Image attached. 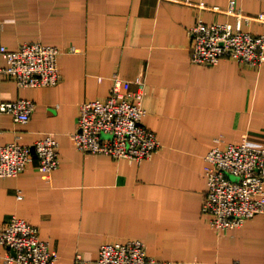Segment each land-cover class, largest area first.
<instances>
[{
  "label": "crops",
  "instance_id": "0c3cea01",
  "mask_svg": "<svg viewBox=\"0 0 264 264\" xmlns=\"http://www.w3.org/2000/svg\"><path fill=\"white\" fill-rule=\"evenodd\" d=\"M230 1L0 0V45L62 48L57 85L19 86L3 77L2 98H29L36 109L27 123L0 111V144L33 145L51 133L60 165L49 179L35 154L19 175L0 177V226L13 215L36 225L55 264H95L104 242L131 239L143 240L160 264H264V213L218 231L202 211L208 151L245 138L264 146V64L191 57L199 18L236 23L224 9ZM237 5L264 11V0ZM243 28L264 32L256 22ZM115 76L130 81V94L137 78L145 80L143 123L161 147L142 161L85 152L72 138L81 104L109 96ZM7 252L0 245V264H18Z\"/></svg>",
  "mask_w": 264,
  "mask_h": 264
},
{
  "label": "built area",
  "instance_id": "2783aa9c",
  "mask_svg": "<svg viewBox=\"0 0 264 264\" xmlns=\"http://www.w3.org/2000/svg\"><path fill=\"white\" fill-rule=\"evenodd\" d=\"M201 7L214 11L223 8L200 1ZM234 15L236 23L206 22L199 18L192 26L193 62L217 64L225 56L259 68L264 64V32L245 30L243 23L264 26V11L243 12L237 0L224 8ZM2 25L0 24V29ZM76 49L72 47V51ZM62 48L41 41H23L16 48L0 45V111L9 113L15 121L27 123L36 109L29 98L6 100L1 95L3 77L14 79L19 86H53L61 81L59 56ZM138 88L128 93L130 81L119 76L105 99L87 100L81 104L77 129L72 133L76 146L85 152L103 153L115 158L142 161L150 158L161 142L156 132L143 123L146 114L141 97L145 80L137 78ZM34 147V148H33ZM39 169L50 179L59 167V142L48 133L33 145L19 141L0 144V177L16 176L34 159ZM204 175L208 181L202 211L210 225L218 231L242 226L245 221L264 213V146L245 138L216 146L205 156ZM0 245L8 248L6 260L18 264H55L57 254L42 239L39 228L26 219L13 215L0 226ZM95 264H160L147 252L141 239L126 242H104ZM169 264V263H168Z\"/></svg>",
  "mask_w": 264,
  "mask_h": 264
},
{
  "label": "water",
  "instance_id": "95a60500",
  "mask_svg": "<svg viewBox=\"0 0 264 264\" xmlns=\"http://www.w3.org/2000/svg\"><path fill=\"white\" fill-rule=\"evenodd\" d=\"M34 148V147H33Z\"/></svg>",
  "mask_w": 264,
  "mask_h": 264
}]
</instances>
